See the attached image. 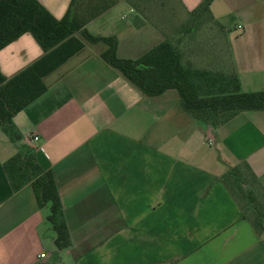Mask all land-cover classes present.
Returning <instances> with one entry per match:
<instances>
[{
	"label": "crops",
	"instance_id": "0c3cea01",
	"mask_svg": "<svg viewBox=\"0 0 264 264\" xmlns=\"http://www.w3.org/2000/svg\"><path fill=\"white\" fill-rule=\"evenodd\" d=\"M38 1L57 20L72 2ZM174 1L118 0L84 30L116 38L121 60L181 40L194 67L234 72L244 93L262 91L264 0H215L207 43L188 40L202 32L201 19L191 24L202 0ZM106 49L85 43L45 78L46 93L13 119L20 143L0 129V264H264V236L222 180L238 168L264 193V112L213 129L174 90L144 96L102 59ZM43 55L25 34L0 51V71L10 79ZM19 145L53 176L68 249L55 245L51 205L40 208L31 186L12 190L3 166Z\"/></svg>",
	"mask_w": 264,
	"mask_h": 264
},
{
	"label": "trees",
	"instance_id": "16d2710c",
	"mask_svg": "<svg viewBox=\"0 0 264 264\" xmlns=\"http://www.w3.org/2000/svg\"><path fill=\"white\" fill-rule=\"evenodd\" d=\"M214 1L202 0L191 14L192 23L200 19L205 22L211 17L210 7ZM117 3L118 0H72L65 17L57 20L38 0H0V51L30 34L44 53L38 61L10 79L0 71V129L14 144L22 140L15 129L14 117L46 93L45 78L82 51L85 43L104 44L107 49L102 59L122 73L144 96L158 98L174 90L181 109L195 121L213 129L240 113L264 112V89L244 93L236 73L194 67L185 59L181 40L163 42L137 60L117 58L116 38L96 37L84 30L88 23ZM184 30L183 34H188L190 28ZM3 167L13 192L31 186L40 208L51 205L48 221L57 235L55 245L59 250L68 249L71 246L68 228L65 224L54 223L61 207L54 179L38 165L35 150L19 145L17 153ZM245 168L250 171L247 165ZM222 180L242 206L244 217L250 220L258 235L264 236V208L251 198L253 187L243 173L236 168Z\"/></svg>",
	"mask_w": 264,
	"mask_h": 264
},
{
	"label": "rangeland",
	"instance_id": "374dc122",
	"mask_svg": "<svg viewBox=\"0 0 264 264\" xmlns=\"http://www.w3.org/2000/svg\"><path fill=\"white\" fill-rule=\"evenodd\" d=\"M169 1H170L169 2L170 3V6L173 9H175L176 8V2L174 0H169ZM191 24H193L192 21H191ZM208 26L209 25H208L207 21L204 22L203 25H202V32L197 31V35L196 34H193V33L191 35H188V40H191L193 42L194 41V38L197 37L198 39H200L201 41H203V43H207L209 41V35H207L206 28ZM174 34L175 33H173V32L171 33L172 36H174ZM243 176L247 179V183L251 184V181L248 179V177H246V172L245 171H243ZM246 188L249 189L250 186H247ZM251 192H252L250 194L251 198L256 199L257 202H258V204L261 205L264 208V193L259 188H253V189H251Z\"/></svg>",
	"mask_w": 264,
	"mask_h": 264
},
{
	"label": "built area",
	"instance_id": "2783aa9c",
	"mask_svg": "<svg viewBox=\"0 0 264 264\" xmlns=\"http://www.w3.org/2000/svg\"><path fill=\"white\" fill-rule=\"evenodd\" d=\"M240 28V27H239ZM30 140H33L35 142H38L39 138L37 136H34V137H29L26 139V141H30ZM214 143V139L211 137L208 139V145L209 146H212ZM41 258H45V255H42Z\"/></svg>",
	"mask_w": 264,
	"mask_h": 264
}]
</instances>
